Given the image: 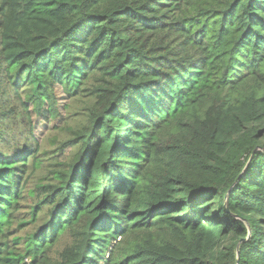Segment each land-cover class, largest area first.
<instances>
[{"label": "trees", "instance_id": "obj_1", "mask_svg": "<svg viewBox=\"0 0 264 264\" xmlns=\"http://www.w3.org/2000/svg\"><path fill=\"white\" fill-rule=\"evenodd\" d=\"M59 88L87 119L30 187ZM0 264H264V0H0Z\"/></svg>", "mask_w": 264, "mask_h": 264}, {"label": "rangeland", "instance_id": "obj_2", "mask_svg": "<svg viewBox=\"0 0 264 264\" xmlns=\"http://www.w3.org/2000/svg\"><path fill=\"white\" fill-rule=\"evenodd\" d=\"M55 93L60 117H51L50 113L46 110L47 106L42 114L36 113L31 107L28 113L30 120L27 118V115H25V117L19 119V124L12 126L17 136H19L20 133H27L29 136L28 142H38L43 154L41 156V158L44 159L41 165L42 168L33 172L36 175L30 179V187H34L41 177L46 175L50 176L48 174L51 169L60 167L58 163H68L72 161L78 148L77 142L80 140L76 137V130L82 128L87 119V107L90 104L88 98L73 100L64 94L60 88L56 89ZM61 117L62 119H60ZM32 133L35 138L32 136ZM4 149L8 151L9 147H5ZM28 173H31V170H29ZM27 203V205H30L32 202L28 199ZM25 205L26 200L21 202V206H23L21 211L23 212L22 215H19V218H26L23 213L27 211L28 206ZM14 226L18 227V224L16 223ZM36 226L37 224L30 223L29 219L23 227L19 228L18 234L26 236L28 233L32 232ZM65 242V239L62 238L61 242L57 245V249H61ZM28 262L29 260H27V263Z\"/></svg>", "mask_w": 264, "mask_h": 264}]
</instances>
